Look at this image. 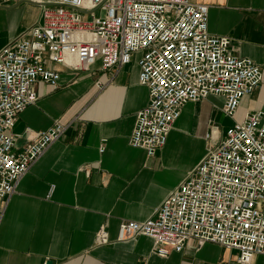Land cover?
<instances>
[{
	"label": "built area",
	"instance_id": "1",
	"mask_svg": "<svg viewBox=\"0 0 264 264\" xmlns=\"http://www.w3.org/2000/svg\"><path fill=\"white\" fill-rule=\"evenodd\" d=\"M1 1V0H0ZM13 1V0H4ZM37 5L38 19L0 48V197L66 130L54 121L16 147L12 128L38 96L41 81L57 86L59 72L45 60L88 69L135 61L148 102L135 113L133 147L154 156L182 107L210 95L224 98L233 118L241 98L260 86L262 71L234 53L228 35L208 30V5L191 0H15ZM217 141L143 220L119 223V237L152 239L164 257L188 242L198 250L216 243L250 263L264 256V111L248 112L227 126ZM98 243L108 240L100 229Z\"/></svg>",
	"mask_w": 264,
	"mask_h": 264
},
{
	"label": "crops",
	"instance_id": "2",
	"mask_svg": "<svg viewBox=\"0 0 264 264\" xmlns=\"http://www.w3.org/2000/svg\"><path fill=\"white\" fill-rule=\"evenodd\" d=\"M191 1L208 5L209 32L228 35L235 54L259 65L260 86L241 98L233 118L223 114L220 95L187 102L165 144L149 157L130 144L135 113L148 102L135 61L103 69L96 60L88 69H74L45 60L59 72L57 86L35 82L38 98L12 128L15 145L30 142L54 121L67 127L15 191L0 197V264H245L237 250L216 243L196 250L188 242L161 257L148 236L119 237L121 221L150 216L217 141L208 135L219 139L248 112L264 111V0ZM33 5L0 1V48L38 19L39 11L24 15ZM100 229L107 234L104 243L95 240ZM246 264H264V256Z\"/></svg>",
	"mask_w": 264,
	"mask_h": 264
},
{
	"label": "rangeland",
	"instance_id": "3",
	"mask_svg": "<svg viewBox=\"0 0 264 264\" xmlns=\"http://www.w3.org/2000/svg\"><path fill=\"white\" fill-rule=\"evenodd\" d=\"M25 3V2H24ZM39 8L37 6H31V7H27L24 11V15H26V17L31 18V17H35L38 14ZM230 119L226 118L223 123L227 124L229 123ZM208 148V147H207ZM206 148V149H207Z\"/></svg>",
	"mask_w": 264,
	"mask_h": 264
},
{
	"label": "water",
	"instance_id": "4",
	"mask_svg": "<svg viewBox=\"0 0 264 264\" xmlns=\"http://www.w3.org/2000/svg\"><path fill=\"white\" fill-rule=\"evenodd\" d=\"M45 264H52V260H46Z\"/></svg>",
	"mask_w": 264,
	"mask_h": 264
}]
</instances>
